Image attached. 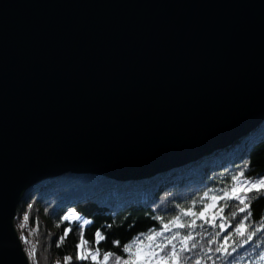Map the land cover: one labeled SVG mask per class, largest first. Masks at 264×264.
<instances>
[{
    "label": "water",
    "instance_id": "95a60500",
    "mask_svg": "<svg viewBox=\"0 0 264 264\" xmlns=\"http://www.w3.org/2000/svg\"><path fill=\"white\" fill-rule=\"evenodd\" d=\"M264 119V0H0V264L22 192L139 178Z\"/></svg>",
    "mask_w": 264,
    "mask_h": 264
},
{
    "label": "trees",
    "instance_id": "16d2710c",
    "mask_svg": "<svg viewBox=\"0 0 264 264\" xmlns=\"http://www.w3.org/2000/svg\"><path fill=\"white\" fill-rule=\"evenodd\" d=\"M241 171L253 180L264 178V119L227 145L150 176L123 181L94 172H67L58 178L47 177L34 182L24 190L17 207V214L30 210V222L41 240L32 264H46L50 259L63 264L64 257H72L71 264H92L90 260H75L81 230L88 246L99 249V259H103L105 252L127 258L125 245H133L136 240L160 231L163 224L179 214V207L192 206L193 201H199L210 189L218 193ZM201 206L197 203L194 210L199 211ZM69 213L77 214L80 220L62 219ZM251 213L247 223L260 227L264 223V197L252 201ZM243 215L232 220L230 227L220 237H215L212 244L208 241L218 229L206 226L191 230L198 246L191 256L185 255L193 261L202 259L206 264H264L261 259L264 230L247 243L233 231ZM83 220L90 223L81 229L79 225ZM198 223L201 222L198 220ZM69 228L67 238L57 246L64 230ZM174 230L182 234L190 231L187 228ZM97 231L104 236L99 243L95 242ZM229 233L232 234L228 240L231 255L223 256L215 249ZM232 247L235 251H231Z\"/></svg>",
    "mask_w": 264,
    "mask_h": 264
},
{
    "label": "snow or ice",
    "instance_id": "6c2138e0",
    "mask_svg": "<svg viewBox=\"0 0 264 264\" xmlns=\"http://www.w3.org/2000/svg\"><path fill=\"white\" fill-rule=\"evenodd\" d=\"M231 183L224 188L220 189L217 193L215 190H209L200 197L199 201H193L192 206L187 208L179 207V214L172 217L167 223L163 224L160 231L152 232L151 234L138 239L133 245H125L124 252L128 254L127 258H121L120 256H113L112 253H103V259H99V249H93L88 246L89 242L84 239L83 231L80 232V241L76 245L77 252L75 260L77 261H91L92 264H201V259H195L194 261L190 256L193 250L197 249V243L195 242V236L193 231L197 228L211 227L218 229L214 231L213 238H210L208 243H214L215 237H220L222 232H225L234 220L240 214H244L239 223H237L233 229L236 236L244 239V243L251 241L257 232L264 230V223L260 227L255 225H249L247 222L251 218V206L252 201L257 197H264V178L250 179L245 177L244 172L241 171L231 177ZM210 193H212L210 195ZM207 200V202H205ZM201 203L202 206L199 211L194 210L195 205ZM31 207V205H29ZM229 211L226 212L225 210ZM184 217H190L191 219L185 220ZM62 219L64 220H80V217L75 213H69ZM28 215L25 214L24 221L27 222ZM198 220L201 223H198ZM219 221V222H218ZM90 223L88 220H83L79 225L83 229L84 225ZM25 225H21L23 228ZM172 228L177 229H190L186 234H182L179 231H172ZM35 231V229H33ZM71 229H65L63 236L60 237L57 246L63 243L67 238ZM171 233L165 236L164 233ZM232 234L223 237V244L215 249V252L220 253L223 256L231 255L229 251L228 240ZM157 238H162L159 243H154ZM28 243L26 237H21ZM104 236L101 232L96 233V243L103 240ZM143 240L149 241L146 246L143 245ZM191 242V243H189ZM118 243V242H115ZM179 244V247H177ZM147 249V250H146ZM212 251V249H209ZM231 251H235L232 247ZM35 248L33 247L29 255L35 257ZM207 255V254H205ZM72 257H64L63 264H71ZM211 259V256H208ZM261 259H264V254L261 255ZM60 264V262H57Z\"/></svg>",
    "mask_w": 264,
    "mask_h": 264
},
{
    "label": "rangeland",
    "instance_id": "374dc122",
    "mask_svg": "<svg viewBox=\"0 0 264 264\" xmlns=\"http://www.w3.org/2000/svg\"><path fill=\"white\" fill-rule=\"evenodd\" d=\"M235 140V139H234ZM234 140H232V141H234ZM227 145V144H226ZM197 157H199V156H197ZM191 160V159H190ZM187 161H189V160H187ZM186 161V162H187ZM185 163V162H184ZM174 167V166H173ZM82 174H85V173H82ZM150 176V175H149ZM111 177V176H110ZM146 177V176H145ZM114 178V177H113ZM139 178H141V177H139ZM116 179V178H115ZM118 179V178H117ZM131 179H136V178H128V179H126V178H124V179H122V178H120V180H123V181H126V180H131ZM89 186V183L88 184H86V187H88ZM18 207V206H17ZM29 211L30 210H28V209H26V210H24V211H22V212H19L18 214H17V210H16V214L17 215H15V217H14V227H15V230H16V232H17V236H18V238H19V240H20V243H21V245H22V248H23V250H24V252H25V254H26V256H27V258H28V260H29V263L30 264H32V257L29 255V253L31 252V250H32V248L34 247L35 248V253H36V251L38 250V248H39V246H40V239L38 238V235L39 234H37V232H36V229H35V227H34V225L30 222V214H29ZM25 214H27L28 215V220H27V222H25L24 221V216H25ZM18 217V218H17ZM185 218H187V217H185ZM25 225L23 228L21 227V225ZM33 229H35V231H33ZM174 229H177V228H172V231L173 232H175V230ZM171 233H164V235L165 236H167V235H170ZM26 237L27 238V241H28V243H25V241L23 240V239H21V237ZM147 236V235H146ZM143 239V238H142ZM162 238H157V240L154 242V243H159L160 242V240H161ZM137 241V240H136ZM149 244V241H147V240H143V245L142 246H146V245H148ZM147 250V249H146ZM190 255V254H189ZM191 256V255H190ZM202 257V256H201ZM51 261V262H50ZM50 261H46L45 263L46 264H57V262H60V261H54V260H51L50 259ZM53 262V263H52ZM60 264H62V262H60ZM201 264H206V263H204L203 262V260L201 259Z\"/></svg>",
    "mask_w": 264,
    "mask_h": 264
},
{
    "label": "bare ground",
    "instance_id": "6f19581e",
    "mask_svg": "<svg viewBox=\"0 0 264 264\" xmlns=\"http://www.w3.org/2000/svg\"><path fill=\"white\" fill-rule=\"evenodd\" d=\"M254 128V127H253ZM253 128H250L248 131H251ZM68 172H74V173H77V172H75V171H68ZM67 173V172H66ZM64 174V173H63ZM63 174H61V175H63ZM154 174V173H153ZM60 174H58V176H56V177H53V176H46V177H44V178H47V177H53V178H58L59 176H61ZM147 176H149V175H147ZM43 177L42 178H39V180H42V179H44ZM39 180H37V181H39ZM36 181V182H37ZM31 184H33V183H31ZM30 184V185H31ZM24 192V191H23ZM23 192H22V194H23ZM21 194V195H22ZM13 223H14V220H13ZM15 228V227H14Z\"/></svg>",
    "mask_w": 264,
    "mask_h": 264
}]
</instances>
